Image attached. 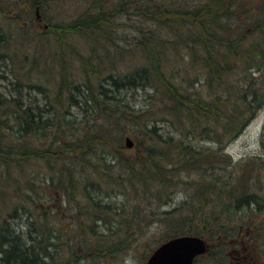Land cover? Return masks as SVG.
Returning <instances> with one entry per match:
<instances>
[{
  "label": "trees",
  "instance_id": "trees-1",
  "mask_svg": "<svg viewBox=\"0 0 264 264\" xmlns=\"http://www.w3.org/2000/svg\"><path fill=\"white\" fill-rule=\"evenodd\" d=\"M84 1L51 26L59 49L84 43L79 81L63 60L55 73L51 41L19 35L2 12L0 264H56L64 245L73 257L94 239L114 257L152 222L160 243L198 234L220 264L228 252L225 263L264 264V159L225 151L264 105V0ZM120 15L140 18L130 37ZM125 52L141 59L116 70ZM135 88L151 92L139 106L124 93Z\"/></svg>",
  "mask_w": 264,
  "mask_h": 264
},
{
  "label": "rangeland",
  "instance_id": "rangeland-1",
  "mask_svg": "<svg viewBox=\"0 0 264 264\" xmlns=\"http://www.w3.org/2000/svg\"><path fill=\"white\" fill-rule=\"evenodd\" d=\"M107 1L117 3L119 0ZM85 5L86 4L84 0H0V22H5V20H3L4 16L2 15V12L5 8H7L10 12H12L14 20H16L17 24L19 25L17 29L12 27V29H16V33L27 38L30 36H34V39L38 41H51L50 51L52 52V55L48 57L49 62H53V66H55V73L56 71H58L56 67H61L60 61L63 60L69 66L70 76H72L73 74V77H75V79L79 81L84 77V75L80 71L79 64H77V61L75 60L76 58L74 57V49L78 50L80 48H83L84 43L80 40L76 42V37L69 39L66 37L64 47L65 49H59V34L52 32L51 26L57 23L65 24L70 22L83 11ZM37 6L40 8L39 13L40 18L42 17L41 19H38L36 16ZM116 21L118 23H121V27H128L125 29L124 33H126L130 37L131 33H127V31L130 32L132 28V24L130 23H137L140 21V18H138L137 21L134 22L132 20L130 21V19L126 16L120 15L116 18ZM126 21L129 22V25H123V23H126ZM45 23L48 24L47 27L44 26ZM124 41L126 42V40ZM124 41H121L122 45L125 44ZM26 42L29 43V41L27 40H19V42L16 44V47L20 48L22 52L30 51L29 49L33 50L34 46L30 45V43L26 44ZM23 53L25 54L26 52ZM125 53L126 55L122 57L119 55L118 57L117 55L115 56L117 63L114 65V67L116 68V70L125 72L128 70V68L135 65L137 61L141 59V56L139 55L134 56L132 54L131 56L129 53ZM175 57L176 56L172 57L171 60H174ZM124 93L132 96L134 100L133 103L139 106L145 101V96H149L151 92L147 89L145 90L142 88H135L133 90H130L129 92ZM170 126V123L159 124L161 132L163 133H166V131H170ZM203 143L206 145L210 144L209 142ZM134 151V148H128L129 153H132ZM225 151L231 154L233 161H240V163L242 164H244L250 158L252 159L258 157L264 159V105L258 110L255 117L239 134V136L227 144ZM173 198L174 199L172 202V206H175L182 200L183 193L178 190ZM169 207V205L164 206V208ZM26 217L27 216L25 215V217L23 218H16L13 225L18 226L23 224L22 227H25L27 221ZM259 218L262 219L264 217L260 216ZM18 222L21 223L18 224ZM69 222L70 221L67 220L64 224L67 225ZM153 225H156V222H152L150 231L146 232L142 237L129 239L127 250H124L123 252L118 251V253L114 257L109 256L108 253L105 252L106 250L104 251L103 248L100 249V246L97 245V239H94L93 246H88L89 250L79 252L73 257H71V254L69 253V251H67V248L64 245V248L61 249L60 253L55 255V263L70 264L69 262H67L68 259H74V264H146L150 252L157 246V244L160 243V237L162 236L159 231L157 232L153 230ZM95 228L98 229V227ZM69 244H72L71 240ZM261 247L262 249H264V245H262ZM91 249L92 251H90ZM79 250L81 249L79 248ZM212 250L213 249H211V251L206 255L200 256L196 261V264H220L212 259ZM241 251L244 250L242 249ZM228 253L224 254V264H228L225 263L226 260H229L227 257ZM235 254L236 253H234V255ZM243 261V264H249L247 259H243ZM234 264H236V260H234Z\"/></svg>",
  "mask_w": 264,
  "mask_h": 264
},
{
  "label": "water",
  "instance_id": "water-1",
  "mask_svg": "<svg viewBox=\"0 0 264 264\" xmlns=\"http://www.w3.org/2000/svg\"><path fill=\"white\" fill-rule=\"evenodd\" d=\"M126 145L132 147L134 140L126 138ZM207 249L205 238L184 234L172 237L161 243L148 257L147 264H194L197 255Z\"/></svg>",
  "mask_w": 264,
  "mask_h": 264
},
{
  "label": "flooded vegetation",
  "instance_id": "flooded-vegetation-1",
  "mask_svg": "<svg viewBox=\"0 0 264 264\" xmlns=\"http://www.w3.org/2000/svg\"><path fill=\"white\" fill-rule=\"evenodd\" d=\"M28 9H29V8H28ZM36 9H40V8L37 6V7H36ZM41 18H42V17H41ZM41 18H40V19H41ZM44 26L46 27V26H48V24H47V23H45V25H44ZM238 263H239V262H238Z\"/></svg>",
  "mask_w": 264,
  "mask_h": 264
}]
</instances>
